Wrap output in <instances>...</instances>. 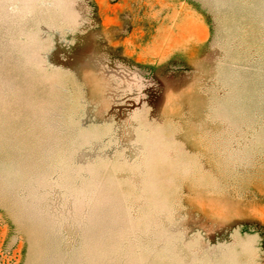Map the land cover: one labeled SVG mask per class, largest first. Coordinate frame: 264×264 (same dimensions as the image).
Wrapping results in <instances>:
<instances>
[{"label": "rangeland", "instance_id": "rangeland-1", "mask_svg": "<svg viewBox=\"0 0 264 264\" xmlns=\"http://www.w3.org/2000/svg\"><path fill=\"white\" fill-rule=\"evenodd\" d=\"M0 264H264V0H0Z\"/></svg>", "mask_w": 264, "mask_h": 264}]
</instances>
